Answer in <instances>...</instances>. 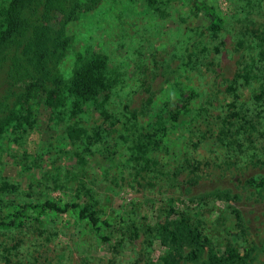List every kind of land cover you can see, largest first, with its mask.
Here are the masks:
<instances>
[{
    "label": "rangeland",
    "instance_id": "obj_1",
    "mask_svg": "<svg viewBox=\"0 0 264 264\" xmlns=\"http://www.w3.org/2000/svg\"><path fill=\"white\" fill-rule=\"evenodd\" d=\"M192 1L165 0L152 14L143 0H100L68 26L61 73L77 54L104 55L114 83L106 113L39 103L31 127L1 135L0 218L51 200L90 205L111 226L96 230L73 211L29 219L0 230V264H206L164 231L187 209L211 247L232 237L250 264H264V106L253 102L264 0H204L224 20L219 35ZM161 112L163 144L142 156L136 143Z\"/></svg>",
    "mask_w": 264,
    "mask_h": 264
},
{
    "label": "trees",
    "instance_id": "obj_2",
    "mask_svg": "<svg viewBox=\"0 0 264 264\" xmlns=\"http://www.w3.org/2000/svg\"><path fill=\"white\" fill-rule=\"evenodd\" d=\"M99 3L100 0H9L6 5H0V137L10 130L31 127L35 104L39 103L49 109L68 107L72 116L82 113L87 103L96 104L100 113H106L103 104L114 85L108 76L107 58L97 53L77 54L67 78L59 66L74 42L68 34V26L93 12ZM143 3L146 11L154 14L161 11L165 0H143ZM191 7L195 14L207 20L212 34L222 33L224 20L214 5L193 0ZM258 42L253 62L258 64V69L253 76L259 85L253 102L264 106V35ZM103 96L105 99L98 102ZM229 116L233 118L237 114L229 112ZM171 118L176 120L175 116ZM167 120L163 112L156 113L144 127L145 132L136 143V150L142 156L162 146ZM79 134L83 135L84 131L80 130ZM188 210L177 213L179 220L173 229L164 228L174 246L194 245L188 256L195 261L205 253L206 264H250L248 253L241 251L232 237L211 247L200 222L195 221ZM71 211L76 212L79 221L96 230L99 225L111 226L90 205L47 200L20 205L14 215L0 218V230L22 229L29 219L39 220L51 213L64 215ZM101 238L107 240V237ZM159 264L178 262L163 259Z\"/></svg>",
    "mask_w": 264,
    "mask_h": 264
}]
</instances>
